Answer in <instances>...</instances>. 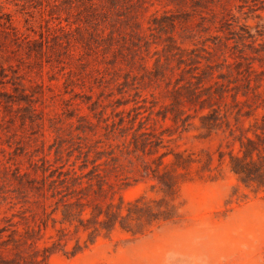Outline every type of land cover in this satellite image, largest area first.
I'll use <instances>...</instances> for the list:
<instances>
[{
  "label": "rangeland",
  "instance_id": "obj_1",
  "mask_svg": "<svg viewBox=\"0 0 264 264\" xmlns=\"http://www.w3.org/2000/svg\"><path fill=\"white\" fill-rule=\"evenodd\" d=\"M0 264H264V0H0Z\"/></svg>",
  "mask_w": 264,
  "mask_h": 264
}]
</instances>
